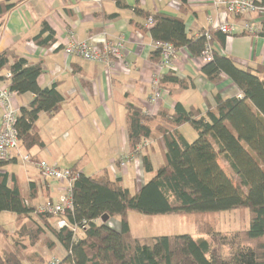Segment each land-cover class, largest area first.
I'll list each match as a JSON object with an SVG mask.
<instances>
[{
	"label": "trees",
	"instance_id": "obj_1",
	"mask_svg": "<svg viewBox=\"0 0 264 264\" xmlns=\"http://www.w3.org/2000/svg\"><path fill=\"white\" fill-rule=\"evenodd\" d=\"M115 1L119 7H125L121 0ZM188 1L179 0L181 10L189 9ZM15 7V3H0V16ZM135 14L145 20L152 17L154 23L147 31L153 41L171 43L177 53L185 49L192 58L199 59L208 43L213 46L217 40L223 46L228 38L209 27L212 40L208 42L204 36L189 35L180 17L151 15L138 6ZM34 41L49 48L56 42L55 32L44 23ZM150 60L157 63L160 52L153 51ZM3 70L11 74L10 79H6V73L2 74ZM42 74L41 63L30 64L10 51L0 54V83L7 81L17 96H34L27 107L20 108L16 122L20 144L27 150L44 147L35 130L39 114L53 117L64 102L55 85L39 86ZM222 74L237 87L241 98L217 94L214 107L205 113L196 108L187 110L177 103L172 113L161 111L153 117L141 107L128 104L130 153L141 156L146 173H152L150 155H142L137 147L156 138L163 146V163L155 176L134 193L125 187L122 178H112L106 169L87 176L77 165L69 168L75 176L71 192L73 209L63 217L66 226L62 228L51 223V219L58 222L60 217L37 213L38 206L32 205L36 191L31 189L28 195L24 194L18 179L3 171L11 161L0 160V213L14 214L16 224L23 222L17 233L22 242L15 240L12 248L0 252V264H24L26 260L41 264H264V65L241 69L231 57L213 49V61L202 68V76L217 86L222 82ZM169 84L184 90L194 86L172 72L160 80L163 89L168 90ZM184 125H190L196 132L195 141L189 142L182 135L180 128ZM218 158L239 179L245 195L233 184ZM241 208L249 211L247 230L231 234L211 231L209 238L189 234L135 235L129 223L131 212L154 217ZM104 216H109L107 223L101 221ZM6 232L0 225V234ZM26 239L33 247L42 241L50 251L60 246L65 256L49 261L38 255L24 259ZM225 248L229 250L226 255Z\"/></svg>",
	"mask_w": 264,
	"mask_h": 264
},
{
	"label": "crops",
	"instance_id": "obj_2",
	"mask_svg": "<svg viewBox=\"0 0 264 264\" xmlns=\"http://www.w3.org/2000/svg\"><path fill=\"white\" fill-rule=\"evenodd\" d=\"M121 1L125 4L123 8L115 0H0V3L16 4L10 12L0 16V54L10 51L30 64L41 63L43 74L38 78L39 86L47 88L55 85L64 98L55 116L39 114L35 130L44 147L35 146L27 150L20 144V148L33 153L35 160L60 168L77 165L79 171L87 176L89 174L85 169L89 165L98 169L90 176L106 169L112 178H122L125 187L134 193L155 176L163 163V146L156 138L145 142L140 153L150 155L153 167L152 173H146L142 157L130 153L128 104L141 107L154 117L161 111L172 113L177 103L187 110L196 108L205 113L209 107H214L217 94L225 98H241L240 91L225 74H222V82L217 86L206 80L202 76L206 63L192 58L183 49L177 54L178 72L175 75L194 86L184 90L169 84L163 97L153 103L150 79L157 72L156 63L150 60L154 51L153 40L147 31L150 28L147 20L137 16L135 8L141 7L151 15L180 17L185 21L187 33L193 37L209 28L211 21L237 23L241 19L214 9L206 0H189L188 10H181L179 0ZM255 18L247 19L253 21ZM44 23L55 32L56 42L49 48H43L34 41ZM70 40L97 44L103 40L123 41V59L130 65V70L124 71L117 65L109 71L101 63L77 57L66 58L63 47ZM213 49L222 56L231 57L241 69L264 65L262 36L237 34L228 37L223 46L215 40ZM7 72L3 70L2 74ZM33 98L32 94L18 96L19 107H27ZM1 115L0 109V118ZM41 121L46 123L44 129L40 126ZM186 126L180 128L183 136ZM154 132L156 136L161 135ZM19 153L20 150L11 154V164L3 171L18 179L24 194L28 195L31 189L36 191L37 197L32 205L43 197L57 200L65 194V182L43 178L37 167L32 170L15 169ZM126 155H129L130 161L122 167L120 160ZM6 216L16 218L14 214ZM129 223L134 233L130 218Z\"/></svg>",
	"mask_w": 264,
	"mask_h": 264
},
{
	"label": "built area",
	"instance_id": "obj_3",
	"mask_svg": "<svg viewBox=\"0 0 264 264\" xmlns=\"http://www.w3.org/2000/svg\"><path fill=\"white\" fill-rule=\"evenodd\" d=\"M190 1H188V6ZM211 7L217 10L224 11L228 16L241 19L237 23H229L228 21L217 23L211 21V26L215 31L225 34L227 37L234 35H247V36H262L264 37V6L262 0H206ZM249 17H256V20H248ZM248 18V19H247ZM148 26L153 25V19L150 17L147 20ZM263 33V35H261ZM204 36L208 42L212 40L209 30H205L197 37ZM153 50L160 52V60L156 63L157 72L153 74L150 79L152 98L151 101L156 103L163 97L166 89L160 86L162 76L167 73L178 72L176 64L177 51L175 47L168 42L153 41ZM124 43L123 41H106L101 43H93L91 41H75L70 40L63 47V52L66 58L77 57L83 61L91 63H101L107 66L109 71H112L118 65L124 71L130 70V65L123 59ZM200 60L204 63L213 61V46L208 43L206 49L201 54ZM6 79L11 78L10 73H6ZM17 95L9 89L7 81L0 83V109L2 115L0 118V160H9L11 154L18 153L20 148V141L18 131L16 128L17 118L19 116L20 107L17 100ZM146 142V140H145ZM143 142V146L146 143ZM143 146H138L137 151H141ZM20 156V153L18 154ZM27 161L35 162L41 175L45 179H51L58 182H65L68 189L64 195L57 200H50L37 207L39 214H52L60 217L57 222V227L62 228L66 226V221L63 218L67 211L73 209L72 202V182L75 179L74 173L69 168H60L50 165L45 161H38L31 156L24 158ZM130 161L129 155L123 156L120 160L122 167ZM55 261V260H53Z\"/></svg>",
	"mask_w": 264,
	"mask_h": 264
},
{
	"label": "rangeland",
	"instance_id": "obj_4",
	"mask_svg": "<svg viewBox=\"0 0 264 264\" xmlns=\"http://www.w3.org/2000/svg\"><path fill=\"white\" fill-rule=\"evenodd\" d=\"M45 124L46 123L43 121L40 122V126H42L43 129L45 128ZM183 134L189 142H193L197 139V134L190 125H187L184 128ZM159 136L161 137V135ZM19 150L21 155H18V166L16 167L14 165V168H26L30 170L36 168L37 164L35 162H30L24 159L27 156L35 158L33 156V153L28 152L27 150L22 148H20ZM218 160L220 166L228 174L236 188L240 191L242 195H245V189L241 186L239 179L230 172L228 166L224 163V161H222V159L218 158ZM95 168V166L89 165V167L85 169V172H87V174H89L90 176L91 174H94L98 171V169ZM147 180L148 179H146V181ZM65 187L66 189H68L67 184L65 185ZM44 201L49 202L50 199H48L47 197H43L41 201L35 202V205L40 207L43 203H45ZM5 213H0V224L8 232H6V234H0V252L5 249L12 248L15 240L20 241L19 243L22 242V240H20L21 235L17 233L20 231V226L23 222L16 224L14 218L6 216L13 214ZM129 218L131 225L134 229V234H145L146 236L189 234L196 238H209L210 236L208 232L214 231L216 233L231 234L237 231L247 230L250 224L249 211L247 208H241L233 211L220 213H193L185 215H161L154 217L131 212ZM25 222L27 223L26 220ZM51 223L54 225V227H57V221L55 219H51ZM109 225L111 227L115 226V224L111 223H109ZM51 239L54 238L52 237ZM26 240L27 248L23 249L22 251V256L24 259L28 256L32 258V255H38L39 258L44 257L45 261H49L54 257L62 260V258L65 256V252L60 246H57L54 251H50L45 245L42 244V241H40L36 246L33 247L31 246L30 240ZM224 253L225 255L228 254L229 250L225 248ZM24 264L41 263H38L34 260H26ZM45 264H47V262H45Z\"/></svg>",
	"mask_w": 264,
	"mask_h": 264
},
{
	"label": "water",
	"instance_id": "obj_5",
	"mask_svg": "<svg viewBox=\"0 0 264 264\" xmlns=\"http://www.w3.org/2000/svg\"><path fill=\"white\" fill-rule=\"evenodd\" d=\"M101 221H102L103 223H107V222L109 221V216H104V217H102Z\"/></svg>",
	"mask_w": 264,
	"mask_h": 264
}]
</instances>
